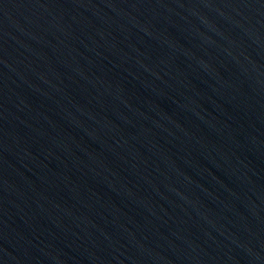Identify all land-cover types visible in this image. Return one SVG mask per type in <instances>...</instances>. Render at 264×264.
I'll return each instance as SVG.
<instances>
[{"label": "water", "instance_id": "obj_1", "mask_svg": "<svg viewBox=\"0 0 264 264\" xmlns=\"http://www.w3.org/2000/svg\"><path fill=\"white\" fill-rule=\"evenodd\" d=\"M0 264H264V0H0Z\"/></svg>", "mask_w": 264, "mask_h": 264}]
</instances>
